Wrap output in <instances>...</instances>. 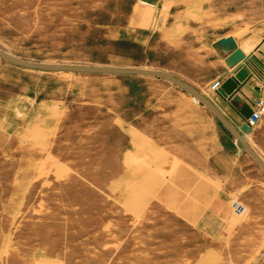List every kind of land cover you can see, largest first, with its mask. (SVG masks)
<instances>
[{
    "label": "rangeland",
    "instance_id": "obj_1",
    "mask_svg": "<svg viewBox=\"0 0 264 264\" xmlns=\"http://www.w3.org/2000/svg\"><path fill=\"white\" fill-rule=\"evenodd\" d=\"M140 1L0 0V49L40 62L160 70L215 98L205 83L221 66L210 48L223 56L242 41L247 51L264 45V0H161L156 27L178 24L180 35L151 43L135 40L136 17L155 13ZM263 132L245 135L264 159ZM219 144L213 161L199 148ZM157 145L261 182L232 193L220 218L197 195L160 192L182 162ZM262 259L264 171L209 108L160 78L42 72L0 59V264Z\"/></svg>",
    "mask_w": 264,
    "mask_h": 264
},
{
    "label": "crops",
    "instance_id": "obj_2",
    "mask_svg": "<svg viewBox=\"0 0 264 264\" xmlns=\"http://www.w3.org/2000/svg\"><path fill=\"white\" fill-rule=\"evenodd\" d=\"M160 1L161 0H145L138 2L140 7L146 8L147 10L152 9L155 11V13L149 19H145L144 17L142 18V15L136 17V20L139 22V26L137 27H139L140 33H138V37H136L135 40L141 43H151L154 36H162V38H165V35H171L174 40L178 39V35H180L178 33V24L165 27L164 31H161L156 27L155 21L158 20L156 19L158 18V14L156 15V13ZM145 21L146 25H143ZM144 33L147 34L144 35ZM213 47L212 49L210 48L211 53H213L214 56L219 57L218 64L221 66V69H219L217 76L214 79L206 80L205 87L209 88L211 83L217 78H221L223 81L228 78L238 80V89L227 100L218 95L219 93L215 94V98L217 99L216 102L219 104L218 106L226 115V117L234 124L237 129H240L244 123V119L240 116L237 110L245 104H249L252 107V105L258 101L260 96L262 94L264 95L260 89L264 79V45H259L257 43L252 48V50L247 51L244 41H242L240 48L246 54V58L242 62L232 65H227L224 57H226V55H231L233 51H230L228 54L222 56L220 52L221 50L217 51V49ZM238 74H240L241 77H244L243 80H240L237 77ZM224 104L230 108L229 114L224 111ZM262 125L264 126V118L262 120L261 126ZM262 136H264V132L262 133ZM194 143L198 144L197 142ZM157 147L163 149L162 152L164 153L165 157L176 156L182 162V165L175 169L170 175L173 181L169 180L166 182V184H164V189H161L160 192L166 195L175 194L183 196L184 194H191V197L197 195L198 200L203 203L202 208L208 211L216 212L220 218H224L227 215L228 202L231 200L232 193L246 186L250 187L251 191L261 182L259 176H257L258 179L250 178L249 181H246L244 176H237L234 171L235 167L232 169L228 168V170L226 169L227 171L226 173L224 172V174H219L213 170L212 166H201L195 162H192L187 157L186 151H174L172 149H168L164 145H157ZM205 147H207V149H211L209 154L211 161H213L212 159L215 156H218L224 152V147H222L220 144L216 145L215 147H211L210 145L200 146L199 148H201V152H205ZM233 164L235 165L236 162L233 161ZM213 194L217 195L215 200L213 198ZM197 198L194 197L193 200L197 201ZM185 199H189V201L192 200V198L189 196H186ZM173 201L174 200H172V202ZM177 202V200L173 202L175 204V208H187L183 206V202H181L180 205H177ZM197 208L199 209L200 207L198 206ZM241 226H243V224H241ZM256 264H264V259L257 262Z\"/></svg>",
    "mask_w": 264,
    "mask_h": 264
},
{
    "label": "water",
    "instance_id": "obj_3",
    "mask_svg": "<svg viewBox=\"0 0 264 264\" xmlns=\"http://www.w3.org/2000/svg\"><path fill=\"white\" fill-rule=\"evenodd\" d=\"M246 58V54L241 48L236 49L231 55H229L228 64H236L242 62ZM0 59H4L7 62L30 70L52 72V73H71V74H88V75H129V76H142V77H154L169 81L175 86L179 87L186 93L190 94L200 103L209 108L224 127L236 138L239 145L252 156L257 164L264 171V159L252 148L248 143L246 135L252 133L246 123L237 129L234 124L226 117L219 106L212 101L208 96L204 95L201 91L188 84L187 82L175 77L174 75L155 69L137 68V67H117L110 65H88V64H63V63H48L34 60H27L13 56L0 49ZM240 80V74L237 75ZM239 87L238 80L228 78L224 81L221 89L217 92L223 99L227 100ZM241 117L247 118L252 114V107L249 104L243 105L237 110ZM246 134V135H245Z\"/></svg>",
    "mask_w": 264,
    "mask_h": 264
},
{
    "label": "built area",
    "instance_id": "obj_4",
    "mask_svg": "<svg viewBox=\"0 0 264 264\" xmlns=\"http://www.w3.org/2000/svg\"><path fill=\"white\" fill-rule=\"evenodd\" d=\"M223 83H224L223 79L221 78L215 79L209 87L210 91L212 93L213 92L217 93L221 89ZM260 89L261 92L264 93V79ZM263 118H264V95L262 94L258 99V101L252 105V114L244 120V123H246L250 128H252V131H254L261 126ZM233 207L241 212L246 211V206L237 199L233 200Z\"/></svg>",
    "mask_w": 264,
    "mask_h": 264
},
{
    "label": "bare ground",
    "instance_id": "obj_5",
    "mask_svg": "<svg viewBox=\"0 0 264 264\" xmlns=\"http://www.w3.org/2000/svg\"><path fill=\"white\" fill-rule=\"evenodd\" d=\"M208 96H209L210 99H212V101H214V102L217 101V99L216 98H213V96H210V94H208Z\"/></svg>",
    "mask_w": 264,
    "mask_h": 264
}]
</instances>
